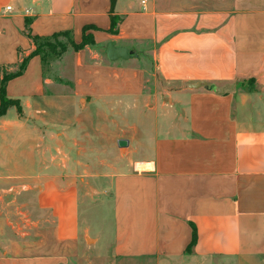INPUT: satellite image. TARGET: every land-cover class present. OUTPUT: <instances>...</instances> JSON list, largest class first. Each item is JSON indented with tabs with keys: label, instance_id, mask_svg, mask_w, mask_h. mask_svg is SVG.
Segmentation results:
<instances>
[{
	"label": "crops",
	"instance_id": "0c3cea01",
	"mask_svg": "<svg viewBox=\"0 0 264 264\" xmlns=\"http://www.w3.org/2000/svg\"><path fill=\"white\" fill-rule=\"evenodd\" d=\"M185 2L0 0V83L35 50L28 29L71 30L75 42L87 25L102 29L48 72L30 57L7 83L23 113L0 117V264H264V0ZM112 15L117 34L105 31ZM103 40L139 45L144 61L109 60ZM70 69L72 84L56 90ZM198 82L215 89L191 87ZM143 94L169 96L139 105L160 121L148 135L117 138L150 145L129 139L137 156L128 169L91 184L95 174L64 138H105L74 127L93 121L88 111L102 124L115 108L100 100ZM107 240L109 254L88 257Z\"/></svg>",
	"mask_w": 264,
	"mask_h": 264
},
{
	"label": "rangeland",
	"instance_id": "374dc122",
	"mask_svg": "<svg viewBox=\"0 0 264 264\" xmlns=\"http://www.w3.org/2000/svg\"><path fill=\"white\" fill-rule=\"evenodd\" d=\"M140 1V0H138ZM185 4L183 5H191L192 1L196 2V4H200L201 6L204 5V7L209 4L210 0H185ZM188 2V4H187ZM121 17H119L120 19ZM121 22V19L117 23L116 27H114L115 30L118 29L119 23ZM89 26V29L87 30V33L93 34L94 36V31L102 30L101 28H98L95 25H87ZM108 33H111L110 30H105ZM103 32V31H102ZM118 33V32H117ZM116 33V34H117ZM113 34V33H111ZM73 38V35H60L56 38H50L49 42H54V43H61V44H66L68 43V38ZM95 38V36H94ZM102 52L104 55H106V48L108 45L107 40L102 41ZM137 45V44H135ZM143 47V46H141ZM135 52H137L140 56L137 60L144 61V48H140L139 45L133 46L132 47ZM147 55V54H146ZM50 55H47L46 53V58L49 59ZM136 60V59H135ZM136 62V61H132ZM149 63V62H148ZM49 64L47 62L45 63V70L48 72L50 71V67H48ZM150 66V65H149ZM153 71V70H152ZM71 69L68 70L67 76L66 77H61V81H59V88L57 87L56 90L58 91H64L66 85L72 84L71 82ZM152 85L160 87L161 84H159V80H155L153 77L151 79ZM158 91V89H156ZM167 99V100H164ZM167 102L169 100L168 95H161V94H143L141 96L136 97L135 99H132L130 96H120L119 98L115 99H105V100H100L99 103L104 104L107 108V106L112 105L114 106L113 111H105L104 114L102 113V117L100 122L102 124H97L95 119V112H90L93 113L92 115V122L89 120L87 122V125L84 129L74 127V130L76 131L77 135H103L105 138H64L65 144L68 147H71V150L76 153L77 150H80L81 153V158L80 160L83 161V165L85 164V167L87 168V171L95 174V179L91 180V184L98 182V180H103L105 179L107 174L112 173V172H118V171H126L129 166L130 160H133L137 155L136 153H133L132 151H129V146L127 147H119L118 146V140L119 139H133V141L137 140L139 143H146L150 145L152 138H117L121 137L123 135H148L151 133L153 129V123L154 120L157 119L160 121L161 115L158 114L153 115L151 113H148V111H144L146 104L150 102ZM83 104H85V99H82ZM139 105L143 108H140ZM14 107V106H13ZM56 108L55 111L60 110L62 111L59 112L61 116H69L71 113V109L69 106L62 105L58 106L55 105L53 106ZM139 107V108H138ZM16 108V107H15ZM130 108V109H129ZM17 109H12L10 111V114H17ZM77 110V109H76ZM78 111V110H77ZM80 113V110L78 111ZM86 114V112H84ZM59 115V116H60ZM72 116V115H71ZM56 117H58V114H56ZM83 117V115H82ZM99 119V117H98ZM111 119H114L115 122L113 123ZM73 120V119H72ZM128 123H133L136 125V128L129 127L127 124ZM66 130V131H72L73 128H63V127H55L53 133H58L59 131ZM132 130V131H131ZM161 132L163 128L159 129ZM72 141V143H70ZM129 142V141H128ZM135 144V143H134ZM129 145V144H128ZM140 148H136V150ZM144 149L142 148L139 151V154H143ZM24 181L21 183H24V185L28 184L27 182H30V177L25 176ZM7 182H14L15 183V178H9ZM19 182V181H18ZM108 221L104 224L105 226L107 225ZM95 226V231L98 229V225L94 224ZM108 236V235H107ZM106 236V237H107ZM108 240L107 241H101L97 245L94 246L93 249H91L88 252V257H95L98 258L100 256H106L109 254L108 252ZM101 258V257H100Z\"/></svg>",
	"mask_w": 264,
	"mask_h": 264
},
{
	"label": "trees",
	"instance_id": "16d2710c",
	"mask_svg": "<svg viewBox=\"0 0 264 264\" xmlns=\"http://www.w3.org/2000/svg\"><path fill=\"white\" fill-rule=\"evenodd\" d=\"M113 3H115V0H113ZM119 17L116 15L111 16V28L110 32L115 34L117 33V30L114 29L116 27L117 23L119 22ZM29 26V21H27V28ZM89 29V26H85L82 34V40L80 42H75L74 39L68 38V43L66 44H61V43H54V42H49L50 38H56L60 35H70L72 34L71 30H66L63 32L55 33L50 36H40V35H35L32 34L31 31L28 29L26 34L31 40L34 42L36 45L35 50L32 51V53L25 58L22 63L20 64V69L15 72V73H4L3 78L1 79L0 83V117L5 115L7 113V110L10 107H16L17 111L19 114L23 113L22 105L18 99H13L9 98L6 94V87L8 81L21 74L23 69L26 67V64L28 62V59L32 56L39 55L41 56V59L43 63L47 64L53 60L61 57L71 46L75 50H80L84 48L87 45H94L95 44V38L93 34L87 33V30ZM46 53L47 55H50L49 59L46 58Z\"/></svg>",
	"mask_w": 264,
	"mask_h": 264
},
{
	"label": "water",
	"instance_id": "95a60500",
	"mask_svg": "<svg viewBox=\"0 0 264 264\" xmlns=\"http://www.w3.org/2000/svg\"><path fill=\"white\" fill-rule=\"evenodd\" d=\"M106 53H107V57L111 61H115L119 58L130 59L132 57H138L139 56V54L137 52H135L134 50H131L129 47L118 46L116 44V41H114V40L109 41L107 48H106ZM200 86H204L205 88L210 89V90L215 89V86L213 84L208 85L206 82H198L196 84H191V87H193V88H197ZM128 144H129V142L127 139H119L118 140V146L121 148L127 147Z\"/></svg>",
	"mask_w": 264,
	"mask_h": 264
},
{
	"label": "built area",
	"instance_id": "2783aa9c",
	"mask_svg": "<svg viewBox=\"0 0 264 264\" xmlns=\"http://www.w3.org/2000/svg\"><path fill=\"white\" fill-rule=\"evenodd\" d=\"M146 1H147V0H142V3L145 4ZM10 9H11V6H7V7H6V10H10Z\"/></svg>",
	"mask_w": 264,
	"mask_h": 264
}]
</instances>
